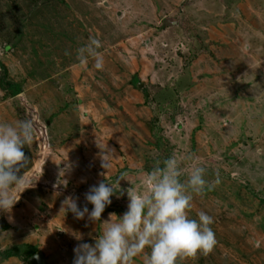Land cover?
Instances as JSON below:
<instances>
[{
	"label": "rangeland",
	"instance_id": "1",
	"mask_svg": "<svg viewBox=\"0 0 264 264\" xmlns=\"http://www.w3.org/2000/svg\"><path fill=\"white\" fill-rule=\"evenodd\" d=\"M90 37L102 71L76 59ZM29 118V188L0 211V264H73L127 211L126 189L186 153L219 175L189 211L213 217L217 244L177 264H264V0H0V122ZM121 176L99 222L61 210L72 196L91 211L89 189Z\"/></svg>",
	"mask_w": 264,
	"mask_h": 264
},
{
	"label": "clouds",
	"instance_id": "2",
	"mask_svg": "<svg viewBox=\"0 0 264 264\" xmlns=\"http://www.w3.org/2000/svg\"><path fill=\"white\" fill-rule=\"evenodd\" d=\"M102 47L101 40L90 37L76 50L79 65L87 68L92 60L94 69L104 70V56L99 51ZM35 127L31 118L14 124L0 122L2 212H10L19 201L16 197L20 199V194L29 188L25 172L20 173L30 164L24 149L32 142ZM103 153L104 157L109 153L113 157L114 150L106 146ZM102 167L108 170L110 161L102 158ZM61 173L64 176L65 169ZM206 174V166L195 153L172 154L158 160L150 171L142 174L141 190L133 186L126 189L127 211L122 216L110 214L94 244L83 242L76 246L73 264H134L135 258L142 255L143 264H177L178 259L212 251L217 244L211 227L213 217L205 211L197 213L195 218L189 216L194 195H203L206 189L220 183L218 174L212 183L206 179ZM120 180L125 178L118 177L115 184L101 181L89 189L85 199L93 205L91 211L87 206L79 207L78 198L72 196L65 197L61 210L70 211L77 219L87 216L88 220L99 222L106 207L111 205V198L125 194V190L120 189ZM63 181L66 185L67 181ZM76 239L83 237L77 235Z\"/></svg>",
	"mask_w": 264,
	"mask_h": 264
},
{
	"label": "water",
	"instance_id": "3",
	"mask_svg": "<svg viewBox=\"0 0 264 264\" xmlns=\"http://www.w3.org/2000/svg\"><path fill=\"white\" fill-rule=\"evenodd\" d=\"M27 264H47V263L42 253L37 252L28 259Z\"/></svg>",
	"mask_w": 264,
	"mask_h": 264
},
{
	"label": "trees",
	"instance_id": "4",
	"mask_svg": "<svg viewBox=\"0 0 264 264\" xmlns=\"http://www.w3.org/2000/svg\"><path fill=\"white\" fill-rule=\"evenodd\" d=\"M9 89L12 90V92H14V90H15V88H11V86L9 87ZM34 253L35 252H31V255H33ZM15 256H16V252H14V250L7 251L4 255L5 259H9V258L15 257Z\"/></svg>",
	"mask_w": 264,
	"mask_h": 264
}]
</instances>
